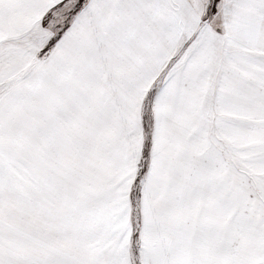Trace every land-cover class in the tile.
Wrapping results in <instances>:
<instances>
[{
	"label": "snow or ice",
	"instance_id": "6c2138e0",
	"mask_svg": "<svg viewBox=\"0 0 264 264\" xmlns=\"http://www.w3.org/2000/svg\"><path fill=\"white\" fill-rule=\"evenodd\" d=\"M0 264H264V0H0Z\"/></svg>",
	"mask_w": 264,
	"mask_h": 264
}]
</instances>
